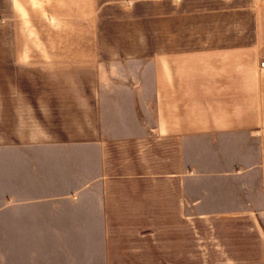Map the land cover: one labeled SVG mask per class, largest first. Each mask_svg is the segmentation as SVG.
Wrapping results in <instances>:
<instances>
[{
  "label": "crops",
  "instance_id": "crops-1",
  "mask_svg": "<svg viewBox=\"0 0 264 264\" xmlns=\"http://www.w3.org/2000/svg\"><path fill=\"white\" fill-rule=\"evenodd\" d=\"M261 62L264 0H0L9 200L40 231L182 223L189 264H264Z\"/></svg>",
  "mask_w": 264,
  "mask_h": 264
},
{
  "label": "rangeland",
  "instance_id": "rangeland-1",
  "mask_svg": "<svg viewBox=\"0 0 264 264\" xmlns=\"http://www.w3.org/2000/svg\"><path fill=\"white\" fill-rule=\"evenodd\" d=\"M9 194L0 153V264H189L187 227L182 223L161 225L162 239L150 234L148 241L129 244L124 241L129 227L113 228L116 234L105 228L80 229L73 217L66 224L62 218L64 229L45 232L38 230L39 200L16 203L9 200ZM24 212L29 214L28 221ZM107 241H111V259L107 258ZM159 247L162 256L151 255ZM129 249L132 256L122 259Z\"/></svg>",
  "mask_w": 264,
  "mask_h": 264
},
{
  "label": "built area",
  "instance_id": "built-area-1",
  "mask_svg": "<svg viewBox=\"0 0 264 264\" xmlns=\"http://www.w3.org/2000/svg\"><path fill=\"white\" fill-rule=\"evenodd\" d=\"M261 64H264V62H261Z\"/></svg>",
  "mask_w": 264,
  "mask_h": 264
}]
</instances>
